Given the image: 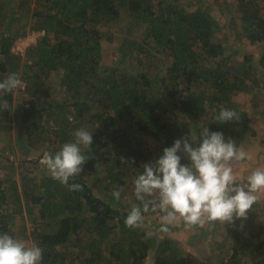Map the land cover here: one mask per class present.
Wrapping results in <instances>:
<instances>
[{"label":"trees","instance_id":"trees-1","mask_svg":"<svg viewBox=\"0 0 264 264\" xmlns=\"http://www.w3.org/2000/svg\"><path fill=\"white\" fill-rule=\"evenodd\" d=\"M229 1L223 21L201 0H0V81L16 73L24 95L14 115L13 93L0 97L9 103L0 110V167L19 174L0 177V234L40 246L42 264H143L149 250L151 264H192L176 239L147 233L158 212L126 227L138 203L129 183L190 129L222 132L237 146L252 135L250 113L236 98L253 94L264 76V0ZM33 31L42 34L15 54L14 42ZM244 38L256 52L233 46ZM223 108L240 121H215ZM81 128L93 133L91 148H82L88 161L61 184L43 154ZM72 184L82 189L70 191ZM121 187L117 201L111 193ZM258 204L246 220L224 225L218 264H264Z\"/></svg>","mask_w":264,"mask_h":264},{"label":"clouds","instance_id":"clouds-1","mask_svg":"<svg viewBox=\"0 0 264 264\" xmlns=\"http://www.w3.org/2000/svg\"><path fill=\"white\" fill-rule=\"evenodd\" d=\"M23 87L16 73H11L0 81V97ZM9 103L0 99V110L8 111ZM214 120L223 123L240 121V114L223 108ZM73 141L61 145L53 153L45 151L41 163L51 177L61 184L80 176L88 161L82 148H91L93 133L83 128L73 133ZM190 163L182 164L181 155ZM250 154L236 140L225 139L222 132H210L205 127L197 134H190L175 140L173 146L165 148L163 155L154 163L141 167L143 174H137L133 181L134 197L138 203L132 204L125 218L130 229L141 227L144 214L158 212L161 227L167 232L169 226L178 219L185 225L197 226L206 222L232 225L235 220H246L264 193V167H258L245 177L238 176L234 162L250 160ZM82 189L80 184L69 186L70 191ZM123 188L111 194L119 201ZM43 249L35 243L14 239L7 233L0 234V264H42Z\"/></svg>","mask_w":264,"mask_h":264},{"label":"rangeland","instance_id":"rangeland-1","mask_svg":"<svg viewBox=\"0 0 264 264\" xmlns=\"http://www.w3.org/2000/svg\"><path fill=\"white\" fill-rule=\"evenodd\" d=\"M203 5L209 8L213 13L220 18V20L227 21L228 16L233 11V4H230L229 0H201ZM20 18L19 16L15 17L13 22ZM225 19V20H224ZM22 21H25L26 18L22 17ZM41 31H33L28 33L25 37L17 39L13 46L12 51L18 52L15 53L17 55H23L26 47L34 43L36 38L41 35ZM138 35V33H135ZM239 42H235L233 44L234 47L239 48L240 50H247L256 52L259 46L249 44V40L244 38L240 45ZM249 45H245V44ZM114 46L117 45V42L114 40ZM228 50V48H227ZM114 56H120V50L117 46L113 48L112 51ZM159 60L161 58L159 57ZM260 87H256L254 89L253 94L249 93H238L237 100L242 103L243 107L246 108L251 116V129L252 135H248L247 139L244 140L241 145L245 151H247L251 159L246 160L244 162H234L233 168L235 173L240 177H245L251 173L254 169L258 167H264V76H259ZM23 87L14 90L13 92V102H12V114L14 115V107H19L22 104L24 99V95L22 93ZM19 125L17 122L12 124V132L11 143L12 146L16 148L15 136L17 133ZM153 140H148L147 145L151 148L154 147L152 144ZM149 150H152L149 148ZM37 150L31 149V156H35L37 154ZM148 156L151 157V154L148 152ZM15 159L17 157H12L11 159ZM158 160L156 155L152 154L151 162ZM41 169V168H40ZM139 174L141 171L139 170ZM137 173V174H138ZM14 176L16 180L19 179V174L17 170H13L12 168L7 167L3 164L0 167V177L3 176ZM134 180V178H131ZM129 185L133 188V182L130 181ZM130 188V187H129ZM131 192V191H129ZM259 204L256 210L258 211V216L254 218L255 224H260V222H264V193L260 194ZM152 223H148L147 233L151 236L157 234V239L160 240L163 237H170L177 240L179 246L181 247V251L189 258L192 264H218L219 258L223 257L224 254L221 251L224 250V246L226 241H223V236L225 235L224 229L225 227L219 222H206L203 225L197 226H187L183 222V220L178 219L175 223L169 226V230L167 232L159 231L161 227V222L159 218H155V222L153 218H150L148 221H152ZM264 238L262 234L261 239ZM153 257V250H149L148 256L145 259L143 264H151V259ZM225 257V256H224Z\"/></svg>","mask_w":264,"mask_h":264},{"label":"built area","instance_id":"built-area-1","mask_svg":"<svg viewBox=\"0 0 264 264\" xmlns=\"http://www.w3.org/2000/svg\"><path fill=\"white\" fill-rule=\"evenodd\" d=\"M15 53H18V52H15Z\"/></svg>","mask_w":264,"mask_h":264}]
</instances>
